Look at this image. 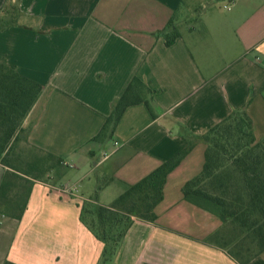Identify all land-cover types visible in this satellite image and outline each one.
I'll return each mask as SVG.
<instances>
[{"label":"crops","instance_id":"obj_1","mask_svg":"<svg viewBox=\"0 0 264 264\" xmlns=\"http://www.w3.org/2000/svg\"><path fill=\"white\" fill-rule=\"evenodd\" d=\"M13 7L0 63L43 87L23 129L72 170L55 186L36 183L22 220L0 217V263L240 264L205 243L224 223L182 191L203 171L204 143L168 176L157 221L134 220L110 261L81 210L111 206L123 193L112 178L137 184L236 110L264 139V0H0V17ZM172 19L180 37L169 47L157 34ZM134 78L162 113L132 106L112 140L94 141ZM6 171L0 164V185ZM72 179L85 194L63 192ZM248 264H264V251Z\"/></svg>","mask_w":264,"mask_h":264},{"label":"trees","instance_id":"obj_2","mask_svg":"<svg viewBox=\"0 0 264 264\" xmlns=\"http://www.w3.org/2000/svg\"><path fill=\"white\" fill-rule=\"evenodd\" d=\"M227 1L229 4L235 0ZM9 13V14H8ZM19 11L13 7L0 17V32L14 26ZM172 46L180 37L173 19L157 34ZM43 87L11 65L0 63V164L7 171L0 185V217L22 220L36 183L51 186L64 181L72 168L65 161L28 142L23 123L38 102ZM144 104L154 119L162 113L154 92L134 78L112 106L94 141L112 140L132 106ZM187 146L134 185L111 179L123 193L109 207L85 203L82 223L104 244L103 258L110 261L134 220L157 221L156 208L163 201L168 176L198 143L207 145L202 173L183 187L185 200L217 216L223 229L205 240L227 251L240 264H248L264 251V139L257 141L253 122L245 110H236L201 136L187 139ZM239 241L231 240L232 238ZM0 264H13L9 261Z\"/></svg>","mask_w":264,"mask_h":264},{"label":"built area","instance_id":"obj_3","mask_svg":"<svg viewBox=\"0 0 264 264\" xmlns=\"http://www.w3.org/2000/svg\"><path fill=\"white\" fill-rule=\"evenodd\" d=\"M228 7V6H227ZM104 157H108V154H105ZM64 193H67L69 195H75L77 190L75 189V187H71L70 185H65L62 188Z\"/></svg>","mask_w":264,"mask_h":264},{"label":"rangeland","instance_id":"obj_4","mask_svg":"<svg viewBox=\"0 0 264 264\" xmlns=\"http://www.w3.org/2000/svg\"><path fill=\"white\" fill-rule=\"evenodd\" d=\"M208 6H209L208 8L210 9L211 5L208 4ZM195 23H196V21L193 24H195ZM93 178H94V176H93ZM72 180H73V184L70 185L71 187H73L75 185V179H72ZM121 193H122V191H121ZM76 194L81 195V194H85V193H84V191H81V190L78 189V191L76 192Z\"/></svg>","mask_w":264,"mask_h":264}]
</instances>
